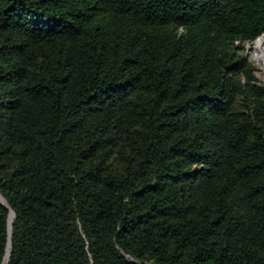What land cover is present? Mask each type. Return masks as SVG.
I'll use <instances>...</instances> for the list:
<instances>
[{
    "label": "trees",
    "instance_id": "trees-1",
    "mask_svg": "<svg viewBox=\"0 0 264 264\" xmlns=\"http://www.w3.org/2000/svg\"><path fill=\"white\" fill-rule=\"evenodd\" d=\"M262 34L264 0H0V264H264Z\"/></svg>",
    "mask_w": 264,
    "mask_h": 264
},
{
    "label": "bare ground",
    "instance_id": "bare-ground-1",
    "mask_svg": "<svg viewBox=\"0 0 264 264\" xmlns=\"http://www.w3.org/2000/svg\"><path fill=\"white\" fill-rule=\"evenodd\" d=\"M254 48L255 51L253 53V57L261 63L263 70H264V34L259 36L255 41H254ZM13 213H12V219H11V225L13 221Z\"/></svg>",
    "mask_w": 264,
    "mask_h": 264
},
{
    "label": "rangeland",
    "instance_id": "rangeland-1",
    "mask_svg": "<svg viewBox=\"0 0 264 264\" xmlns=\"http://www.w3.org/2000/svg\"><path fill=\"white\" fill-rule=\"evenodd\" d=\"M256 40V39H255ZM254 40V41H255ZM254 41L249 43V44H246V53L249 55V57L251 58V60H253V62L255 63L256 67H257V75L259 76V78L263 81L264 83V70H263V67L261 65L260 62H258L252 55L255 51V48H254Z\"/></svg>",
    "mask_w": 264,
    "mask_h": 264
},
{
    "label": "water",
    "instance_id": "water-1",
    "mask_svg": "<svg viewBox=\"0 0 264 264\" xmlns=\"http://www.w3.org/2000/svg\"><path fill=\"white\" fill-rule=\"evenodd\" d=\"M13 219H14V215H13ZM12 223H13V221H12Z\"/></svg>",
    "mask_w": 264,
    "mask_h": 264
}]
</instances>
